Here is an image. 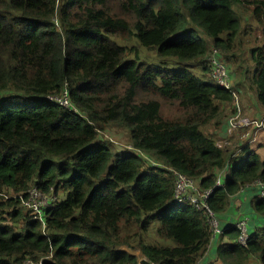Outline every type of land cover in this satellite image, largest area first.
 Instances as JSON below:
<instances>
[{"label": "trees", "instance_id": "trees-1", "mask_svg": "<svg viewBox=\"0 0 264 264\" xmlns=\"http://www.w3.org/2000/svg\"><path fill=\"white\" fill-rule=\"evenodd\" d=\"M212 48L231 91L211 77ZM239 89L264 117V0H0V191L34 184L65 194L44 231L17 199L0 197V264L40 255L51 256L42 264H197L209 226L173 203L166 169L202 190L225 170L224 188L208 200L219 216L245 185L264 181V160L249 144L216 146L235 111L232 92L244 106ZM64 90L71 109L48 99ZM111 128L127 133L133 151L100 136ZM251 206L264 220V200ZM222 236L219 264L251 256L264 264V231L246 249L234 228Z\"/></svg>", "mask_w": 264, "mask_h": 264}, {"label": "built area", "instance_id": "built-area-1", "mask_svg": "<svg viewBox=\"0 0 264 264\" xmlns=\"http://www.w3.org/2000/svg\"><path fill=\"white\" fill-rule=\"evenodd\" d=\"M218 54L219 50L212 48L207 55L208 65H211L212 67L211 77L219 87L231 91V76L229 74L228 66L219 60ZM232 96V106H234L235 111L229 116L227 121V135L230 140L226 142L234 145L237 150L238 147L244 143L258 142L260 135L264 134V117L251 116L250 113H252V110L249 107L246 108L241 106L238 94L232 92ZM48 99L64 108H72L67 99L66 90H64L62 97ZM216 146L219 149H223L217 144V142ZM124 149L133 151L130 147ZM136 153L141 157L146 158L141 152L136 151ZM237 153L238 152H235V154ZM148 162L154 166H160L157 163H153L151 160ZM166 171L173 179V203L176 205L187 204L194 210L200 212L205 218L210 230V242L208 246L210 247L212 241L221 237L225 230H227V228L224 229V227L221 226L218 215L208 205V200L212 196L214 189L224 188L226 171H217L214 186L205 190H202L195 180L177 172L176 170L167 168ZM247 188H252L256 192V197L264 200V181L256 179L251 184L245 185L240 191ZM0 197L2 198V201L17 199L20 203L23 215L27 216L32 221L37 222L42 231H44L46 227L48 210L59 203V198L53 187H50L48 192H43L34 184H32L25 193L14 194L13 192L4 189L3 191H0ZM230 228H234L237 232V238L235 240L236 244L246 249L251 236V233L249 232V218L246 216L240 217L234 224L228 227V229ZM38 259V262L27 260L24 264H42L45 261L50 260L51 256L40 255Z\"/></svg>", "mask_w": 264, "mask_h": 264}, {"label": "crops", "instance_id": "crops-1", "mask_svg": "<svg viewBox=\"0 0 264 264\" xmlns=\"http://www.w3.org/2000/svg\"><path fill=\"white\" fill-rule=\"evenodd\" d=\"M249 93L248 98H244L245 96L241 95L242 102L244 107H246V103L248 101L254 103V107L247 105L252 110V115L257 116V113H260L263 111L259 106L256 104L255 99H253V95ZM246 107V108H248ZM232 106H226L224 109L226 111H231ZM221 131V132H220ZM219 138L224 141L230 140L227 135V127H223V129H220ZM264 139V134H261L260 140ZM257 147H261L258 145ZM227 152L235 151V146L231 145L225 149ZM256 197V192L252 188H247L240 193L232 196L229 198V207L228 209L222 213L220 216L218 215L220 219L221 226L224 227V229H228V227L232 224H234L240 217L246 216L249 218V227L250 232L254 233L256 231H261L263 233L264 231V220L258 216L251 206V201ZM226 242H229L228 238L225 236H221L219 238H216L212 241L210 244V247H208L207 253L198 261L197 264H219L216 260V249L219 245L224 244ZM234 243V242H233ZM246 264H260V261L257 256H251L248 258V261Z\"/></svg>", "mask_w": 264, "mask_h": 264}, {"label": "rangeland", "instance_id": "rangeland-1", "mask_svg": "<svg viewBox=\"0 0 264 264\" xmlns=\"http://www.w3.org/2000/svg\"><path fill=\"white\" fill-rule=\"evenodd\" d=\"M233 11L235 12V14L236 15H238V16H240V14H239V11H238V9L236 8V7H234L233 8ZM242 18H244V16L242 17ZM240 19H241V16H240ZM248 20V18L247 17H245L244 18V21H247ZM256 34H258V33H256ZM255 35V34H254ZM253 35V36H254ZM199 37L200 38H204V36L202 35V34H200L199 35ZM124 42H126L127 44H128V47H132V45H134L133 43H130V41H127V40H125ZM251 42V41H250ZM249 42V43H250ZM248 43V44H249ZM144 55H145V53L144 52H142ZM147 54V53H146ZM149 56H151V55H149ZM244 57H246L247 58V53H245L244 54ZM246 60V59H245ZM232 65V64H231ZM187 66H189V67H197V65H196V63L194 62L193 64H191V63H189V64H187ZM233 68V69H232ZM231 70H232V72H233V74H234V71H235V67L232 65V67H231ZM195 74H197V72L195 71ZM235 75V74H234ZM238 88H240L239 86H238ZM240 90V89H239ZM241 91V90H240ZM249 93H251L250 91L249 92H247V93H243L242 91H241V95H243V96H245L244 98H248L249 97ZM252 94V93H251ZM250 94V95H251ZM253 97V96H252ZM253 99H254V97H253ZM247 105H250V106H252V107H254V103H252V102H250V101H248L247 103H246ZM254 116V115H253ZM209 130V128L207 129V132H209L208 131ZM220 131V129L216 132V135H215V138H216V142H217V144L221 147V148H223L224 149V151H226L225 149L227 148V147H229V146H231L232 144H229V143H227L226 141H224V140H221L220 138H219V132ZM221 132V131H220ZM100 136H102L104 139H106V140H108L114 147H115V149L117 150V151H119V150H122V149H124V148H127L128 147V143H127V141H128V135H127V133L125 132V131H121V130H116V129H113V128H111V129H109V130H106V131H104ZM261 136V135H260ZM234 139H236V138H234ZM255 141V140H254ZM247 144H249L250 145V147L252 148V149H255L254 151L259 155V157L261 158V160H264V139H262V140H260V137H259V140H258V142H256V143H254V142H251V143H247ZM258 145H260L261 147H257ZM146 168V165L144 164V166H143V169H145ZM57 197L60 199V200H63L64 198H65V194H63V192H59V194L57 195ZM154 225H155V223H154ZM16 227V229L17 230H20V225H18V226H15ZM154 228V226H152V228L151 229H153ZM249 232H250V227H249ZM154 233V231L153 230H150V232H149V236L150 237H153V234ZM251 233V232H250ZM168 244L169 245H171L172 243L171 242H168Z\"/></svg>", "mask_w": 264, "mask_h": 264}]
</instances>
